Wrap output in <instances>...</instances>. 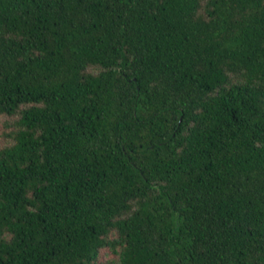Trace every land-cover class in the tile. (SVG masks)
I'll use <instances>...</instances> for the list:
<instances>
[{
    "label": "trees",
    "instance_id": "trees-1",
    "mask_svg": "<svg viewBox=\"0 0 264 264\" xmlns=\"http://www.w3.org/2000/svg\"><path fill=\"white\" fill-rule=\"evenodd\" d=\"M7 117L0 264H264V0H0Z\"/></svg>",
    "mask_w": 264,
    "mask_h": 264
},
{
    "label": "rangeland",
    "instance_id": "rangeland-1",
    "mask_svg": "<svg viewBox=\"0 0 264 264\" xmlns=\"http://www.w3.org/2000/svg\"><path fill=\"white\" fill-rule=\"evenodd\" d=\"M13 118H3L0 122V147L12 143V140L8 137V133L13 128ZM114 255L110 254L108 250H104L102 253V260L113 258Z\"/></svg>",
    "mask_w": 264,
    "mask_h": 264
}]
</instances>
